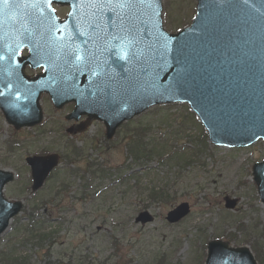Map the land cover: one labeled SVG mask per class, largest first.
<instances>
[{
	"label": "rangeland",
	"instance_id": "1",
	"mask_svg": "<svg viewBox=\"0 0 264 264\" xmlns=\"http://www.w3.org/2000/svg\"><path fill=\"white\" fill-rule=\"evenodd\" d=\"M162 2L168 31L190 24L196 0ZM56 10L63 16L66 8ZM42 106L44 123L18 131L0 113V168L17 175L6 193L24 201L0 237V250H11L26 264H158L162 256L160 264H203L207 242L222 238L250 247L258 264H264V204L252 176L253 164L264 160V142L229 149L207 139L199 148L203 129L187 104L152 107L124 123L112 139L99 121L70 136L65 115L71 105L56 110L43 99ZM142 126L149 127L157 147L166 141L167 151L175 150L172 160L164 154L140 165L132 160L129 137L135 139L134 131ZM186 147L200 151L182 165L178 152ZM70 148L78 149V155L70 156ZM42 150L58 153L61 163L31 196L25 158ZM154 187L167 188L168 198L151 200ZM226 198L235 202L234 208L225 207ZM184 201L191 206L189 215L170 225L167 212ZM39 202L34 216L46 222L43 232L49 233L42 244L26 241L18 231ZM144 210L155 219L141 226L134 220Z\"/></svg>",
	"mask_w": 264,
	"mask_h": 264
},
{
	"label": "water",
	"instance_id": "2",
	"mask_svg": "<svg viewBox=\"0 0 264 264\" xmlns=\"http://www.w3.org/2000/svg\"><path fill=\"white\" fill-rule=\"evenodd\" d=\"M0 2L9 13L26 8L25 0ZM52 2L71 6L65 21L56 19ZM40 7L46 10L47 24L74 35L62 43L57 86L53 77L41 79L46 80L42 90L57 107L75 102L68 118L87 114L101 120L111 138L124 121L150 106L188 102L216 145L241 147L264 139V0H198L191 26L176 34L162 27L161 0H41ZM15 21L0 19V26ZM17 30L0 28V53L7 46L19 51L29 45ZM8 81L0 80L6 93L0 95V107L7 120L16 128L40 122L38 94L21 100L16 89L8 90ZM58 160L56 154L28 159L33 191ZM253 176L264 203V162L253 166ZM11 179L12 174L0 171V234L21 208L20 202L2 197V187ZM234 205L226 200L227 208ZM189 211V204L181 203L167 220L176 223ZM152 221L148 211L136 218L142 224ZM205 264L257 261L247 246L233 248L214 240L208 244Z\"/></svg>",
	"mask_w": 264,
	"mask_h": 264
},
{
	"label": "trees",
	"instance_id": "3",
	"mask_svg": "<svg viewBox=\"0 0 264 264\" xmlns=\"http://www.w3.org/2000/svg\"><path fill=\"white\" fill-rule=\"evenodd\" d=\"M150 131L151 130L149 129V127L142 126L141 128L134 131L135 139L133 137L130 141L131 145L129 147V150L133 156L134 161H136L139 165L144 164L147 161L149 162V160H151L156 155L158 156H160L161 154L163 155L168 148V144L166 141L162 143V147H157L155 145L154 140H152V138L149 136ZM204 139H205V136L203 137V141ZM202 143H200V145H202ZM199 151L200 150L191 151V154L198 155ZM76 153H77V150L73 148L71 151V154H76ZM186 153H188V151H186ZM186 153H181L180 156L185 158V156H187ZM142 166H145V165H142ZM149 198L153 201H156L158 199L159 200L167 199L168 198L167 188L165 187L164 188H156V187L151 188L149 191ZM0 259H1L0 264H24V263L26 264L27 263L25 259L21 261L22 259L19 260V258L15 257L12 252H6V251L0 252Z\"/></svg>",
	"mask_w": 264,
	"mask_h": 264
},
{
	"label": "flooded vegetation",
	"instance_id": "4",
	"mask_svg": "<svg viewBox=\"0 0 264 264\" xmlns=\"http://www.w3.org/2000/svg\"><path fill=\"white\" fill-rule=\"evenodd\" d=\"M22 54H23V55L28 54V50H27V49H24V50L22 51ZM24 72H25L28 76H30V77H35V76L41 74V73L43 72V69H42V68H39V69H32L30 66H27V67L24 69ZM42 96L46 97L47 95H42ZM27 169H28V171H29V173H30V168H29L28 166H27ZM29 179H30V181H31V183H32L31 176H29ZM14 182H15V181H14ZM14 182L7 184V185L5 186V188H7V186L13 184ZM5 197H6V198L9 197V196L7 195V193H6V191H5ZM25 220L29 221V220H30V217H26Z\"/></svg>",
	"mask_w": 264,
	"mask_h": 264
},
{
	"label": "snow or ice",
	"instance_id": "5",
	"mask_svg": "<svg viewBox=\"0 0 264 264\" xmlns=\"http://www.w3.org/2000/svg\"><path fill=\"white\" fill-rule=\"evenodd\" d=\"M3 2H5V3H6V2H7V0H3ZM50 2H51V0H49V3H50ZM122 58H123V57H122Z\"/></svg>",
	"mask_w": 264,
	"mask_h": 264
}]
</instances>
